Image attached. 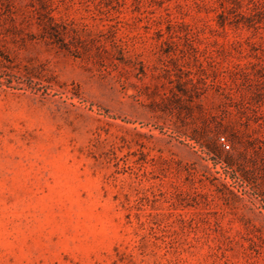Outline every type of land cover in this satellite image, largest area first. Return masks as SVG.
I'll return each mask as SVG.
<instances>
[{"label": "rangeland", "instance_id": "obj_1", "mask_svg": "<svg viewBox=\"0 0 264 264\" xmlns=\"http://www.w3.org/2000/svg\"><path fill=\"white\" fill-rule=\"evenodd\" d=\"M0 54V264H264V0H0Z\"/></svg>", "mask_w": 264, "mask_h": 264}, {"label": "trees", "instance_id": "obj_2", "mask_svg": "<svg viewBox=\"0 0 264 264\" xmlns=\"http://www.w3.org/2000/svg\"><path fill=\"white\" fill-rule=\"evenodd\" d=\"M0 57L3 59V60H6V58L2 55V54H0ZM8 83H10V82H8ZM209 152L210 153H214V155L215 156H217V157H219L220 155H221V151H212V150H209ZM226 153V152H225ZM222 162L226 165V166H228V167H232V164H233V161L230 159V158H228V157H224L223 159H222Z\"/></svg>", "mask_w": 264, "mask_h": 264}, {"label": "built area", "instance_id": "obj_3", "mask_svg": "<svg viewBox=\"0 0 264 264\" xmlns=\"http://www.w3.org/2000/svg\"><path fill=\"white\" fill-rule=\"evenodd\" d=\"M220 144L222 145L223 148H227L228 147L226 145V143L224 142V139L223 138L220 139Z\"/></svg>", "mask_w": 264, "mask_h": 264}]
</instances>
